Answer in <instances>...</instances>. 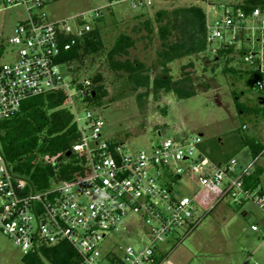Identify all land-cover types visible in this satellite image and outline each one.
I'll return each mask as SVG.
<instances>
[{
  "label": "built area",
  "instance_id": "1",
  "mask_svg": "<svg viewBox=\"0 0 264 264\" xmlns=\"http://www.w3.org/2000/svg\"><path fill=\"white\" fill-rule=\"evenodd\" d=\"M237 1L106 0L103 7L49 22L45 0H0V7L22 6L27 15L8 39L15 49L12 60L0 63V121L11 119L34 99L63 96L78 135L72 153L84 171L38 190L12 172L0 151V233L23 256L65 243L76 264H171L159 245L179 230L187 236L225 198L236 206L251 201L264 214L261 190L246 188L243 182L250 168L235 176V160L211 162L199 150L200 136L166 138L135 151L104 139L102 118L83 109L89 79L73 76L59 62L93 29L101 11L115 3L127 2L137 11H147L155 2L187 3L202 7L209 44L229 46L258 33V49L245 52L243 62L255 75L253 89L263 92L264 11L255 7L246 14L233 8ZM186 186L191 194L182 196ZM250 230L259 228L251 225ZM119 231H135L140 239L135 246L122 243L115 236Z\"/></svg>",
  "mask_w": 264,
  "mask_h": 264
},
{
  "label": "rangeland",
  "instance_id": "2",
  "mask_svg": "<svg viewBox=\"0 0 264 264\" xmlns=\"http://www.w3.org/2000/svg\"><path fill=\"white\" fill-rule=\"evenodd\" d=\"M105 5L106 0H45L43 12L50 22ZM187 6V3L155 2L141 13L129 3L121 2L103 9L102 20L97 24L102 52L85 59L78 74L73 76L86 79L101 74L107 97L100 108L89 109L104 121L102 137L107 141L122 144L126 151H135L166 138L200 136L199 150L211 162L222 164L235 160V176L248 168L260 171L257 188L264 195V150L253 159L247 147L248 141L264 145V98L260 99L264 91L253 89V71L243 62L245 52L258 49L255 41L258 33L253 36L248 33L229 46L210 44L204 53L168 64L164 74L156 56L161 40L155 30L154 13ZM220 12L221 9L217 11ZM26 16L22 6L0 7L1 64L12 60L15 49L8 44V39ZM148 19L153 27L151 34L143 25ZM119 34L135 39L129 58L148 68L151 79L169 82L186 79L195 96L178 100L172 93L160 92L155 97L149 91L146 97L138 100L136 94L142 91L135 93L126 78L111 72L106 64L105 55ZM65 75L70 79L71 74ZM85 108L88 106H83ZM80 113L82 116L83 112ZM191 191L192 188L186 186L180 194L188 196ZM201 203L202 199L200 205L205 209ZM242 211H247L248 215L243 217ZM252 224L259 228V233L251 232ZM263 227L264 214L254 203L246 201L236 206L225 198L214 204L187 236L183 237V231L179 230L159 247L171 264H264ZM115 236L122 243L133 246L140 239L135 231L131 234L119 231ZM22 257L20 249L0 233V264H24Z\"/></svg>",
  "mask_w": 264,
  "mask_h": 264
},
{
  "label": "trees",
  "instance_id": "3",
  "mask_svg": "<svg viewBox=\"0 0 264 264\" xmlns=\"http://www.w3.org/2000/svg\"><path fill=\"white\" fill-rule=\"evenodd\" d=\"M255 7L264 11V0H238L233 4V8L246 14ZM101 20L102 16L93 29L84 34L82 41L59 58V62L70 67L73 74H78L85 59L102 52L97 25ZM153 22L161 40V47L156 56L164 74L167 73L168 64L183 57L204 53L210 45L206 40L205 14L199 5L178 7L171 11L159 10L154 13ZM143 25L148 34H151V21L145 20ZM134 46L135 39L119 34L107 51L105 60L108 69L126 78L135 93L142 91L136 94L138 100L146 97L149 91L155 97L160 92L172 93L178 100L195 96L191 84L186 79L176 82L151 79L148 68L129 58V50ZM88 79L90 86L88 91H85L83 100L88 108H100L107 97L102 76L96 73ZM262 98L264 96L260 99ZM72 120V114L64 107V97L49 95L24 104L17 115L0 121V151L11 166L12 172L38 190L81 175L84 171L80 159L72 153V145L78 139ZM247 147L253 159L264 150V145L254 141H248ZM259 174L260 171L254 169L244 175L245 187H257ZM21 260L24 264H76L75 253L65 243L43 249L39 254L23 256Z\"/></svg>",
  "mask_w": 264,
  "mask_h": 264
},
{
  "label": "crops",
  "instance_id": "4",
  "mask_svg": "<svg viewBox=\"0 0 264 264\" xmlns=\"http://www.w3.org/2000/svg\"><path fill=\"white\" fill-rule=\"evenodd\" d=\"M248 215V213H247V211H242V216L243 217H246ZM253 225V224H252ZM260 231H261V229H260ZM252 232V231H251ZM256 233H259V232H256ZM263 239V241H264V238H262ZM264 242H262L261 244H263ZM261 244L259 245V247L258 248H260V246H261Z\"/></svg>",
  "mask_w": 264,
  "mask_h": 264
}]
</instances>
